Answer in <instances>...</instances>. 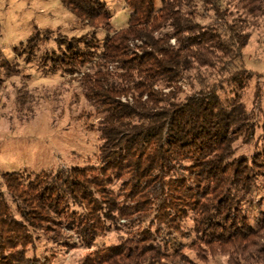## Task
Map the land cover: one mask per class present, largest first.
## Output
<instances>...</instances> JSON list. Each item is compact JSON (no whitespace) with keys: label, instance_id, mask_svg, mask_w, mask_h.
I'll list each match as a JSON object with an SVG mask.
<instances>
[{"label":"trees","instance_id":"16d2710c","mask_svg":"<svg viewBox=\"0 0 264 264\" xmlns=\"http://www.w3.org/2000/svg\"><path fill=\"white\" fill-rule=\"evenodd\" d=\"M60 2L90 32L39 61L63 67L94 103L99 165L22 180L5 172L0 264H50L27 253L38 236L67 244L72 233L89 248L121 225L125 237L78 264H187L183 250L199 246L226 254L228 264H264V195L256 218L245 208L264 154L230 159L232 143L256 127L234 91L252 75L241 16L264 15V0H126L130 15L117 29L98 0ZM36 36L27 39L31 52Z\"/></svg>","mask_w":264,"mask_h":264},{"label":"rangeland","instance_id":"374dc122","mask_svg":"<svg viewBox=\"0 0 264 264\" xmlns=\"http://www.w3.org/2000/svg\"><path fill=\"white\" fill-rule=\"evenodd\" d=\"M98 1L109 12L112 29L126 25L130 15L126 0ZM241 18L249 32L242 60L252 75L245 86L234 91L239 92V101L256 127L251 136L239 137L232 143L230 159L241 155L248 158L256 152L264 154V15ZM90 29L60 0H0V189L5 194V172H16L22 180L70 166L99 165V114L94 103L85 98L79 80L63 67L54 68L51 62L39 61L47 51L59 50L60 41L89 34ZM32 35L37 36L31 52L27 39ZM103 35L102 29L97 31L100 40ZM94 42L98 46V40ZM2 54L11 61L9 65L2 61ZM193 74L194 71L190 73L191 79ZM182 83L188 91L186 82ZM225 95L234 94L227 91ZM263 195L264 167L251 188L253 202L245 204L250 217L258 215L256 202ZM7 198L10 202L8 194ZM118 222L123 224L124 220ZM184 226L189 230L192 221L186 220ZM128 230V226L121 225L119 230L105 231L89 248L78 243L72 233H66L67 244L63 240L54 243L40 235L27 253L46 255L50 264H78L95 247L116 243ZM181 242L189 244L190 240ZM183 252L189 258L187 264L229 263L226 254L216 250L208 253L202 246L185 248Z\"/></svg>","mask_w":264,"mask_h":264}]
</instances>
